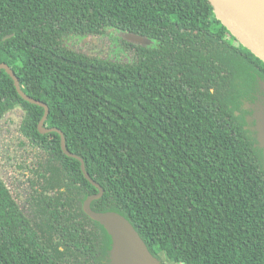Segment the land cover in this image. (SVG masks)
I'll list each match as a JSON object with an SVG mask.
<instances>
[{
  "label": "trees",
  "instance_id": "trees-1",
  "mask_svg": "<svg viewBox=\"0 0 264 264\" xmlns=\"http://www.w3.org/2000/svg\"><path fill=\"white\" fill-rule=\"evenodd\" d=\"M110 30L127 53L70 44ZM1 63L103 188L92 209L124 215L163 264H264L262 155L236 115L264 62L207 0H0ZM18 106L67 196L28 218L0 179V264H108L111 238L82 209L98 190L2 71L0 118Z\"/></svg>",
  "mask_w": 264,
  "mask_h": 264
},
{
  "label": "water",
  "instance_id": "water-1",
  "mask_svg": "<svg viewBox=\"0 0 264 264\" xmlns=\"http://www.w3.org/2000/svg\"><path fill=\"white\" fill-rule=\"evenodd\" d=\"M207 1L211 4L215 17L227 28L231 35L264 62V0ZM125 38L140 45L151 44L150 40L137 35L126 34ZM2 71H5L12 78L21 98L45 109V114L39 124L40 134H59L63 153L81 163L85 178L98 189L99 193L89 196L83 207L85 213L93 221L103 226L111 238L108 264H163L160 259L152 254L133 224L124 215L114 211L96 212L92 210V202L103 197V188L90 177L84 160L67 150L66 139L62 131L45 128V122L49 115L48 106L30 98L22 91L18 78L7 64H0V77ZM241 113H244V130L251 137L254 148L261 152L264 169V79L261 77L257 78V84L254 87L251 99L244 102ZM236 115L241 116L238 112Z\"/></svg>",
  "mask_w": 264,
  "mask_h": 264
},
{
  "label": "flooded vegetation",
  "instance_id": "flooded-vegetation-1",
  "mask_svg": "<svg viewBox=\"0 0 264 264\" xmlns=\"http://www.w3.org/2000/svg\"><path fill=\"white\" fill-rule=\"evenodd\" d=\"M109 32H112L113 36L100 35L75 38L70 44L72 47H76L81 52L90 54L91 56H108L112 51L113 53L122 55L126 50L120 51L122 46L120 45L121 42L118 38L121 34L120 36H117L119 33L113 32V30H110ZM122 36L125 38V35ZM128 54L130 55L131 53ZM43 110L44 116L45 109L43 108ZM23 117L24 112L20 106H18V108L15 107L13 110H9V112L0 118V179L6 186V189L10 192L11 196L16 200V204L26 217L33 218L37 215V211H39L38 208L39 206L41 207L42 204L47 205L48 207L51 204H55L58 198L61 200V203H65L62 201V197H66L67 193H65L66 189L63 179L59 182L55 181V156L48 151L45 142L40 144L36 138L27 137L21 132ZM46 122V129H58L56 127L46 126ZM54 134L57 133L41 135L47 136V140L50 142L49 140H52ZM82 209L84 214H86L84 207H82Z\"/></svg>",
  "mask_w": 264,
  "mask_h": 264
},
{
  "label": "rangeland",
  "instance_id": "rangeland-1",
  "mask_svg": "<svg viewBox=\"0 0 264 264\" xmlns=\"http://www.w3.org/2000/svg\"><path fill=\"white\" fill-rule=\"evenodd\" d=\"M242 116H244V113H240Z\"/></svg>",
  "mask_w": 264,
  "mask_h": 264
}]
</instances>
